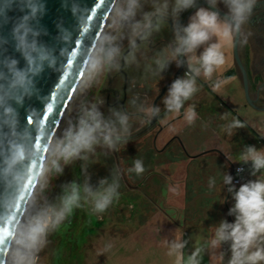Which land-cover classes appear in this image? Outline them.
<instances>
[{"label": "clouds", "instance_id": "clouds-1", "mask_svg": "<svg viewBox=\"0 0 264 264\" xmlns=\"http://www.w3.org/2000/svg\"><path fill=\"white\" fill-rule=\"evenodd\" d=\"M104 2L100 0L90 13L75 3L72 5L81 32L90 31L97 9ZM258 2L206 0L210 7H197L198 0H108L110 6L104 28L96 31L93 43L80 45L79 55L77 50L69 53L67 47L62 48L60 56L67 57V63L58 67L55 49L38 40L42 33L47 34L46 30L33 25V21L38 24V18L45 12L41 0H0V24L8 22L7 13L14 5L22 12L27 10L15 20L10 33L15 51L25 61L23 68L18 67L16 58L3 55L9 40L0 36V264H39V253L47 247L49 237L69 220L75 210L88 206L92 214H102L120 196L121 173L118 169H113L111 182L107 178L101 179L99 187L94 189L89 183L87 166L98 148L106 149L104 154L107 155L108 152H118L128 143L132 136V120L126 111L109 108L108 115H105L101 111L104 100L96 96L91 102L81 101L75 119H69L58 136L50 132L45 120L38 118L36 113L29 121L31 128H35V138L30 127L20 129L13 102L22 105L26 97L38 91L35 78L44 72L45 67L62 72L58 85L67 84V91L75 100L100 84L106 74L121 71L122 62L124 67L137 63V52L147 50L153 36L168 28L171 20L173 39L145 65V73L161 80V74L172 62L178 68L186 64L187 70L171 83L161 103L165 116L170 113L179 115L184 109V120L191 126L198 113L194 104L187 108L185 104L202 88L197 77L203 76L205 81H210L214 92H219L235 79L234 76L220 78L230 67L225 48L232 47L237 41L240 46L247 45L252 33L245 28ZM220 4L227 9L223 16L218 9ZM145 5L151 10L145 11ZM188 9L196 11L189 17L187 25H182L180 14ZM58 27V40L69 44L72 32ZM124 39L128 41L127 52L121 45ZM74 63L78 66L74 67ZM70 71L78 79L69 80ZM217 73L219 76L213 81ZM64 90L61 87V91ZM138 99L132 98L129 104L141 115V123L161 118L160 106L138 105ZM47 111H53L52 104H48ZM228 115L221 119L227 120ZM245 127L244 122L233 117L222 131L232 136L234 130ZM78 160L84 162L81 165L86 174L83 183L62 184L61 193L50 201L46 193L53 189V181ZM236 162L250 164V175L255 179L237 189L231 175L224 173L220 177L234 201L228 212L235 217L234 222L222 219L210 226L212 236L198 238L194 250L187 255L184 249L188 240L178 235L171 241H163L166 256L173 260V264H202L206 251L224 244H228L230 250L227 264H264V148L246 145ZM145 171L144 161L140 158L134 159L127 169L129 174L136 176H142ZM258 173L261 174L259 177ZM217 184L218 178L210 176L209 191L215 190ZM219 202L223 204L225 200L222 198ZM110 250L111 245H108L101 253Z\"/></svg>", "mask_w": 264, "mask_h": 264}, {"label": "rangeland", "instance_id": "rangeland-1", "mask_svg": "<svg viewBox=\"0 0 264 264\" xmlns=\"http://www.w3.org/2000/svg\"><path fill=\"white\" fill-rule=\"evenodd\" d=\"M226 50L230 59L235 60L234 45L230 49L226 48ZM99 85L88 89L77 99L72 100L59 135L67 126V121L75 119L81 101L91 102L95 99ZM215 96L217 95L215 94ZM238 118L243 120L246 129L254 134L249 122L246 121V116L239 115ZM204 138L193 136L188 142L198 147L200 141ZM210 139L211 136H208L206 141L209 142ZM261 148H264V143ZM236 160L237 157L235 156L229 161L227 156L219 151L218 154L206 159V164H209L210 167L205 170L202 171V168H200L201 163L198 162V185L194 184V188L191 186L188 190L185 182L178 181L176 185L170 184L171 187L166 188V193L163 190L165 183L161 180L165 177L168 178L164 173L155 178L158 179L157 181L150 178L145 181L146 177L139 185H136L135 182L145 174L134 177V180H132V176L127 172L129 167L122 165L128 178L131 177L129 180H131L130 185L127 183L121 184L119 199L114 200L112 206L99 215L92 214L88 206L78 209V212L68 220L69 227L65 226L68 222L66 221L57 232L49 237L47 247L39 253V264H173V260L166 256L167 249L163 241H171L178 235L188 240V245L184 249L187 255L194 250L198 238L209 239L213 234L210 231V225L199 213L204 212L208 207L199 210L192 207L191 202L201 196L198 191H195L196 187L204 190L203 193H206L205 195L212 199V202L220 201L222 198L225 200L223 204L219 202L218 208L211 209L212 213L215 212L214 218L217 217L218 219L221 215L214 225L222 219L227 220L229 223L234 222L235 217L228 215L234 201L231 194L228 193L227 187L224 186L223 190L220 189L218 192L216 190L209 191L205 183H208L210 176H216V168L221 169L224 167L230 175L232 162L237 167L245 170L243 174L236 173V177L241 178L243 183L255 179L250 175V164L243 165L236 162ZM78 161L72 164L70 171L69 166H67L64 174L53 181V189L46 193L50 201H53L61 193V184L68 183L69 180L76 181L75 169L78 166ZM144 165L151 168L160 164L156 160L154 162L153 156L150 158L148 156L144 159ZM67 168L68 173H66ZM260 175V173L257 174L258 177ZM78 180L80 181V179ZM108 180L111 181L112 178L109 177ZM93 183L95 184V181L91 180V185ZM94 186L96 188V185ZM119 205L129 207L131 217L124 218V215H118V211L121 209ZM108 245H111V250L101 253V250ZM221 252L224 253L223 256H221ZM229 257V245L224 244L220 248L206 251L203 254L202 264H227Z\"/></svg>", "mask_w": 264, "mask_h": 264}, {"label": "crops", "instance_id": "crops-1", "mask_svg": "<svg viewBox=\"0 0 264 264\" xmlns=\"http://www.w3.org/2000/svg\"><path fill=\"white\" fill-rule=\"evenodd\" d=\"M195 11L196 9L193 10L191 15ZM248 30L251 31L252 35L248 38L247 45L240 46L239 44V53L248 72L250 99L258 107L264 108V0H259L258 5L254 9L251 21L245 28V31ZM226 48L230 49L231 47ZM226 48L225 52L230 67L223 72L220 78L234 76L235 79L224 85L219 92H214L210 86V81H205L203 76L197 77V83L202 85V88L192 100L185 104V108L189 104L196 106V112L198 113L196 122L189 126L184 117H181L184 111L182 109L179 115L170 114L167 121L170 123L172 120L173 122L160 135L158 147L161 149L159 158L162 166L161 171L168 176V178L161 179L165 183V190L171 187L170 184L176 185L178 181L185 182L188 190L191 186L194 188V184L198 185V162L201 163L200 168H202V171L205 170L210 167L209 164H206V159L218 154L219 151H222L230 161L233 157H238L246 145H254L257 149H260L264 143V111L256 110L248 103L242 72L236 61L230 59ZM200 51H202V48ZM197 54H199V51ZM217 76H219V73L214 74L213 81ZM200 80H203L205 84ZM259 85L262 86L258 88ZM215 94L219 97L215 96ZM162 108L164 109L163 104ZM225 114H229L228 119L222 120L221 117ZM239 115L246 116V121L247 123L249 122L254 134L249 132L246 127L234 130L232 136H228L226 132L222 131L224 125L229 123L233 117L238 118ZM241 121L243 122V120ZM197 135L205 137L200 141L198 147L188 142L193 136L198 137ZM208 136H211L209 142H207L208 140L206 141ZM187 142L188 145L186 144ZM231 165L230 171H233V168H239L233 162ZM224 173L229 174L226 168H216L215 174L218 178V184L215 190L217 192L224 188L220 180ZM243 173H245V170L241 174ZM234 177L238 178L236 173H234ZM205 185L207 187L208 183L206 182ZM195 191H198L201 196L191 202L193 209L198 208L199 210L200 208L208 207L204 212L199 213L210 226L214 225L215 222H218L217 220L221 215L218 219L216 216L214 218L215 212L212 213L211 209L214 207L218 208L220 205L219 200L212 202L213 200L207 197L206 193H203L204 190L200 187H196Z\"/></svg>", "mask_w": 264, "mask_h": 264}, {"label": "flooded vegetation", "instance_id": "flooded-vegetation-1", "mask_svg": "<svg viewBox=\"0 0 264 264\" xmlns=\"http://www.w3.org/2000/svg\"><path fill=\"white\" fill-rule=\"evenodd\" d=\"M144 10L149 11L151 9L148 5H145ZM193 10L194 9H188L180 14L179 21L182 25H187L189 17L191 16ZM137 18L139 19V16ZM168 25V28L164 29L162 33L153 36L147 50L141 49L139 52L140 54L137 52V63H134L128 67H124L122 62L121 71L106 74L105 78H103L104 80L101 81L98 87L96 95L100 96L104 100L101 111H103L105 115H108L109 108H117L126 111L132 120V136L129 139L128 143L122 146L118 152H108V154L105 155L104 153L107 151L106 149H97L96 156L91 158V160H95L96 162L92 163L90 160L87 166V176H89L92 181H95V184L93 183L91 185L94 189V185H96V188L99 187V181L101 179H108L109 177L112 178L113 169H118L121 173L120 184L127 183L128 185H130L129 182L131 179L129 180V178L131 177L129 176L128 178V175L125 172L123 166L125 165L126 167H131L133 160L136 158L143 159L144 161V159H146L148 156L149 158L153 156L154 162L156 160L160 164L159 166L155 165L151 168L148 167L149 164H147V167L146 165H144L146 169L144 173L145 175L135 182L136 185H139V183L145 180L146 177L147 178L145 181H148V178H153L154 181H157L158 179L155 178H157V176H161V174L163 173L161 171V160L159 159L161 155V149L158 147V142L160 139V135L163 133V131H165H162L163 127L169 123V121H167L169 116L160 119L159 122H157L158 120L155 121L154 125L152 126L150 125V123L153 121V119L150 123H141V115L137 113L135 107L129 104V101L134 97H138V105L142 103L146 105H155V100L161 95L165 86L175 79L179 71L180 73L178 77H181L187 70L186 64L183 68L182 66L178 68L175 62H172L168 66V68L165 69V71L161 74L163 77L161 80H159L158 77L153 79L148 76L147 73H145V65L151 61L157 51L168 45L169 42L173 39L171 20H169ZM121 45L124 51L127 52V39L121 41ZM200 81L205 84L203 80ZM166 93L167 91L165 92L164 96L166 95ZM163 97L158 101L157 104V106L161 107V114L164 112L161 103ZM83 163V161H78V166L75 169V173L77 174L76 182L78 183H83L86 178L85 170L81 167ZM71 167L72 165L68 167L69 171ZM68 168L66 173L69 172ZM234 173L235 168H233L231 174L233 178ZM78 174H80L81 176H79ZM129 175L132 176V180H134V177H137L134 173ZM78 179H80V181ZM91 180H89L90 184ZM72 181L74 180H69V182ZM163 190L166 193L165 188ZM120 207L121 209L120 211H118V215H124V218L131 217V210L129 207H123V205H121ZM77 212L78 209L74 211V214H76ZM126 212L127 214H125ZM74 214L71 217H73ZM71 217L69 218V220L71 219ZM69 225L70 223L68 221L65 226L69 227Z\"/></svg>", "mask_w": 264, "mask_h": 264}, {"label": "water", "instance_id": "water-1", "mask_svg": "<svg viewBox=\"0 0 264 264\" xmlns=\"http://www.w3.org/2000/svg\"><path fill=\"white\" fill-rule=\"evenodd\" d=\"M41 2L45 5V12L42 16L38 18V24L36 21H33V25L46 30L47 34L45 35L42 33L38 37V40L41 43H44L47 46L55 49V54L58 57V67L60 66V64L67 63V57L60 56V51L62 48L67 47L69 49V53L72 50H77V55H79L78 49L80 45L90 46L93 43V37L95 36L96 31H98L99 28L101 30L104 28V23L107 19L110 6V3L108 4V0H105L101 7L97 9V17H94V22L91 25L90 31L81 32L78 19L76 16L73 15L71 10L72 5L75 3L79 5L82 9H87L90 13L93 9H95V6L100 3V0H41ZM200 6L210 7L206 3V0H202ZM218 9L221 16L226 13V11L222 10L221 8L218 7ZM26 11L27 10H25V12ZM25 12L20 11L19 7L14 5L12 10L8 11L7 13L9 17L8 22L6 24H0V36L6 37L9 40V43L4 46L6 48V51H3V55H10L16 58L19 61L18 67L20 68H23L25 66V61L21 54L15 51L14 42L11 39L10 33L15 20L23 16ZM95 20L97 21L96 24ZM58 26H62L63 28L68 29L72 32V40L69 44L66 45L64 42L58 40V36L60 35V30ZM234 55L236 64L240 68L243 75L244 88L248 103L256 110L264 111V108L258 107L253 102V100L250 99L248 89V72L240 57L239 41H237V43L234 45ZM69 58H71L70 55ZM77 66L78 65L74 63V67ZM183 67L184 65L182 66V68ZM179 73L180 71L177 73L175 79L178 78ZM61 77L62 72L45 67L44 72L40 76L35 78L36 88L38 91L31 97H26L22 105H17L15 104V102H13L12 106L16 108L18 112L20 129H23L25 127L31 128L29 121L30 119H32L33 113H36L38 118L45 120V126L50 130V132L55 133L57 136L59 135L63 121L73 100L72 93L70 91H67V84L64 86L58 85ZM75 79H78V77H75V74L70 71L69 80L74 81ZM172 82L165 86L161 95L155 100V105H157L158 101L164 96L165 92L167 91ZM262 85H259L258 88H260ZM61 87H63V89L65 90L61 91ZM48 104H52V112L47 111ZM170 114H168L167 116H170ZM167 116H165L163 112L161 114V118H154L150 125H154L155 121L158 120L157 122H159L160 119H163ZM181 117H183V114ZM172 122L173 121L164 126L162 131L167 129ZM31 131L33 137L35 138V128H31ZM0 191H2V186H0Z\"/></svg>", "mask_w": 264, "mask_h": 264}, {"label": "built area", "instance_id": "built-area-1", "mask_svg": "<svg viewBox=\"0 0 264 264\" xmlns=\"http://www.w3.org/2000/svg\"><path fill=\"white\" fill-rule=\"evenodd\" d=\"M238 169H241V168H237V169H235V173H239V174H241L243 171H238ZM243 169V168H242ZM242 182H243V180L241 179V178H235L234 179V184L235 185H239V184H242Z\"/></svg>", "mask_w": 264, "mask_h": 264}, {"label": "trees", "instance_id": "trees-1", "mask_svg": "<svg viewBox=\"0 0 264 264\" xmlns=\"http://www.w3.org/2000/svg\"><path fill=\"white\" fill-rule=\"evenodd\" d=\"M201 2H202V0H198L197 7H199V6H200ZM218 7H219V8H221L222 10H224V11H226V12H227V9L224 7V5H223V4H220ZM194 10H195V9H194Z\"/></svg>", "mask_w": 264, "mask_h": 264}]
</instances>
